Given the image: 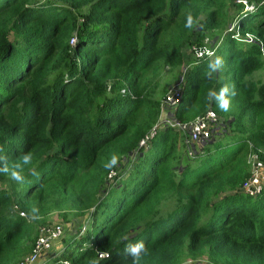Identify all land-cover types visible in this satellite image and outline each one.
<instances>
[{"label": "trees", "instance_id": "trees-1", "mask_svg": "<svg viewBox=\"0 0 264 264\" xmlns=\"http://www.w3.org/2000/svg\"><path fill=\"white\" fill-rule=\"evenodd\" d=\"M234 1L231 16L227 0H0V167L29 151L39 164L23 184L0 173V264L22 263L53 211L85 230L63 228L51 264H132L125 245L141 241V264H264V184L243 189L250 157L264 165V0ZM221 27L172 112L214 111L213 137L188 157L187 133L166 126L140 147L163 71ZM225 86L227 111L209 98Z\"/></svg>", "mask_w": 264, "mask_h": 264}, {"label": "built area", "instance_id": "built-area-1", "mask_svg": "<svg viewBox=\"0 0 264 264\" xmlns=\"http://www.w3.org/2000/svg\"><path fill=\"white\" fill-rule=\"evenodd\" d=\"M238 2H242L243 4L246 3L245 0H238ZM229 28L231 29L232 26H230ZM192 51L194 53L195 60L203 58L205 56L210 57L213 55L212 48L206 49L205 47L199 48L193 46ZM185 73H186V69H185ZM184 76H181L179 80L175 84L171 85L165 92L160 103L161 114L159 120L152 127V129L145 137V139L140 141L139 143L140 147L145 146L149 138H151L160 128L166 126L173 127L184 132H186L185 130H187L186 154L188 155V157L193 156L195 152L194 145H198L201 141L210 140L213 137L215 132V130L213 129L216 126V124H218V116L215 114L214 111L209 109L202 116L196 117L194 120L187 123H181L176 119H174V117L172 116V112L178 106L181 98V88L184 82ZM252 156L250 157V160ZM253 161L255 163L251 164L252 166L251 173L253 171L252 177L250 181H248L243 185L244 191L247 193L250 192L249 193L250 195H252L251 194L252 190L250 188L258 187L261 184L262 178L264 177V165L257 160L256 156L254 157ZM114 175L115 173L112 171L108 176L109 178H112ZM21 215L24 216L23 213H21ZM61 233H62L61 226L54 225V227H52L49 231H46L42 235H39L38 239L35 242L34 247L32 248L31 253L20 264H32L34 258L36 257L37 250L41 246L45 245L44 241L46 239H50L51 241H54L60 237Z\"/></svg>", "mask_w": 264, "mask_h": 264}, {"label": "rangeland", "instance_id": "rangeland-1", "mask_svg": "<svg viewBox=\"0 0 264 264\" xmlns=\"http://www.w3.org/2000/svg\"><path fill=\"white\" fill-rule=\"evenodd\" d=\"M238 2V0H237ZM235 3L234 0H227V12L229 15L233 16L235 14V7L233 4ZM225 30V27H221L219 29H216L214 31H210L206 34V37L204 38V47L206 49H211L212 44L216 42V40L221 37V34ZM196 35V32H195ZM193 46H189L188 48L184 49L183 51V65L177 69L174 70H164L161 76L160 81V87L157 91L156 97L161 101L165 92L167 89L175 84L181 76L185 75V69L188 68L189 63H193L195 61L194 59V53L192 51ZM252 78L256 81H264V69L255 72L252 75ZM221 118L218 117V124L221 123ZM187 133V130H185ZM187 138V137H186ZM195 149L199 147V145H194ZM255 156H252L251 160L249 159L250 165L254 164L253 161ZM252 168V166H251ZM253 173V171H252ZM264 184V177L262 178L261 184L258 187L250 188L252 190L251 194L255 195L257 192H259L261 186ZM250 193V192H249ZM248 193V194H249ZM165 209V208H164ZM69 220V221H68ZM68 220H63L59 213L56 211H53L45 218V223L43 224H37L36 230L39 232V235H42L44 232L49 231L54 225H60L63 229H69L71 235H76L75 233L77 231L83 232L85 228L80 227L81 224H83L84 218H72L69 216ZM38 235V236H39ZM45 237V236H43ZM47 237V236H46ZM65 240V239H64ZM64 240L61 238L56 239L54 241H51L50 239H46L44 241V246H41L36 253V257L34 258L32 264H51L52 258L56 255V253L60 250V248L63 247ZM67 240V239H66ZM52 259V260H51ZM201 261H192L189 259H184L181 264H202Z\"/></svg>", "mask_w": 264, "mask_h": 264}, {"label": "clouds", "instance_id": "clouds-1", "mask_svg": "<svg viewBox=\"0 0 264 264\" xmlns=\"http://www.w3.org/2000/svg\"><path fill=\"white\" fill-rule=\"evenodd\" d=\"M191 25V18L189 17V24ZM223 61L221 58L217 57L213 63L209 64V68L215 71L217 68H222ZM229 92L228 86H225L220 89L219 93L214 90L209 91V98L215 97L219 107L227 111L230 106V100L228 98L227 93ZM3 151V148L0 147V152ZM2 158V157H0ZM21 162L23 164L22 170H16L21 168ZM117 163V158L115 156L112 157L111 161L105 165L106 167L111 168ZM25 166H27V174L35 177H39L38 167L39 164H33V154L32 152H27L22 154L18 162L13 164V167L10 169L8 165L4 167H0V173L6 174L9 178L19 184H23L26 182ZM128 237L125 235L122 237V242L127 241ZM124 251L128 257L131 258L132 264H141V261L150 254L149 249L145 246L144 242H137L135 244L128 243L125 245Z\"/></svg>", "mask_w": 264, "mask_h": 264}]
</instances>
